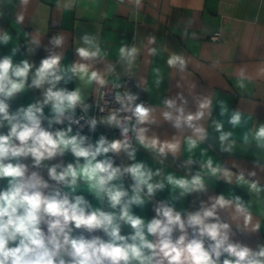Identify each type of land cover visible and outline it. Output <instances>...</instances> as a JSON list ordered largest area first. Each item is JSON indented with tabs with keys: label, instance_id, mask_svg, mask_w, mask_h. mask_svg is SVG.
I'll return each instance as SVG.
<instances>
[{
	"label": "clouds",
	"instance_id": "1",
	"mask_svg": "<svg viewBox=\"0 0 264 264\" xmlns=\"http://www.w3.org/2000/svg\"><path fill=\"white\" fill-rule=\"evenodd\" d=\"M32 2L15 0L16 25L24 24ZM79 2L56 0L55 7L72 10ZM5 3L14 0H0V5ZM115 3L137 14L145 8V0ZM42 10L48 13V7ZM42 35L40 29L23 33L28 56L41 46ZM12 41L10 32L0 28V45H13L11 54L0 57V264H264V243L253 248L234 239L238 233L251 235L261 228L253 212V205H264V184L257 171L236 164L233 171L211 156L194 159V150L201 145L213 147L210 121L221 153L251 150L254 167L264 171V123L257 122L253 112L230 111L214 92L197 94L188 70L191 58L175 51L166 65L179 76L175 87L181 91L157 104L138 102L139 94L128 90L121 77L135 78L137 88L149 91L147 79L138 75L137 62L142 52L151 58L160 55L155 35L146 36L142 48L121 41L112 62L110 46H102L99 33L85 32L74 41L77 59L67 65L63 63L67 36L62 32L51 37L39 65L28 58L14 62L21 45L18 39ZM154 72L158 90L165 76L159 67ZM255 78L264 79V66H257ZM74 80L79 81L74 90L61 86ZM251 83L253 75L238 67L235 87L245 91ZM88 89L103 115H89L93 105L86 102ZM28 90H39L40 97L12 110L11 102ZM109 94L118 107L108 106ZM216 106L223 119L214 118ZM165 122L176 134L161 139L153 126L158 129ZM250 122L252 127L243 132L239 144L234 131L224 130L225 123L237 129ZM98 125L118 129L119 138L101 134L93 141L82 134L85 127L95 133ZM184 145L189 155L181 164L187 170L183 176L165 174L163 167L153 169L137 160L142 147L163 166L169 155L176 160ZM207 151L201 148V156ZM67 154L72 162L64 161ZM121 156L129 163L117 164ZM212 180L246 188L251 198L245 201L231 192L211 195L199 200L197 210H177L176 202L206 194ZM166 188L169 198L156 200ZM82 192L93 196L96 205ZM150 202L155 213L151 219L134 212Z\"/></svg>",
	"mask_w": 264,
	"mask_h": 264
},
{
	"label": "crops",
	"instance_id": "2",
	"mask_svg": "<svg viewBox=\"0 0 264 264\" xmlns=\"http://www.w3.org/2000/svg\"><path fill=\"white\" fill-rule=\"evenodd\" d=\"M55 3L56 0H33L28 8L24 24L19 26L14 23L18 10L15 0L13 4L0 5L5 12V16L0 17V28L10 32L13 36V44L18 39L21 45V50L14 57V62L28 58L39 65L40 60L48 54L45 47H51L49 40L57 32H62L67 36L64 49L65 60L63 61L65 65L77 59L75 54L77 45L74 41L85 32L99 33L102 46H110L108 60L112 62L116 60V52L121 41L129 45L135 42L138 47L142 48L145 37L155 35L157 37L156 47L160 49V55L151 58L142 52L137 62L138 75L147 79L149 91L144 92L137 88L136 79L130 78V90L138 93L143 102L157 104L160 99L181 91L175 87L179 76L173 75V70L167 68L166 59L172 51L182 52L192 60L188 70L192 72L190 79L196 83L197 94L214 92L218 99L227 103L230 111L238 108L246 113L253 112L254 119L259 123H264V79L255 78L257 66H264V0H145V8L138 14L134 10L119 9L115 0H80L78 6L72 10H59L55 7ZM47 7L48 13L43 12L42 9ZM104 13H108L107 18ZM37 29L43 33L41 46L33 56H28L23 33H32ZM215 32L219 33L218 39L210 37ZM184 33L187 35H183ZM12 46L11 43L7 46L0 45V57L11 54ZM146 59H151L153 63H145ZM240 66L247 68L253 75V83L249 84L245 91L235 87V75ZM97 67L102 69L103 65L100 64ZM156 67H159L165 76L158 90L155 89L153 83ZM117 71L122 72L119 65H117ZM78 83V80H74L67 85L62 83L61 86L74 90ZM85 91L87 100L94 97L91 89ZM185 95L187 96V92ZM39 97V90H28L11 102L12 110L22 105L27 106ZM189 108L192 111L195 110L191 103ZM45 112L47 114L48 109H45ZM213 116L216 119H223L219 115L218 106L215 107ZM210 124L209 121L207 126L213 138L210 140L213 147L209 148L208 143L201 145L194 150V159L199 161L211 156L214 162L222 163L233 171H237L233 167L234 164L248 171L255 170L257 178L264 184V171L254 167L256 157L252 151L244 153L237 148L234 155L221 153L218 141L214 139L218 134L213 132ZM252 124L253 122H250L246 128L231 129L225 123L224 130L234 131L239 144L243 132L251 128ZM153 130L161 139L166 136L170 138L176 134V130L166 122L158 129L153 126ZM100 131L105 132L109 139L119 138V130L104 125H98L95 133L84 128L82 134L89 135L95 141L99 138ZM201 148L208 149L205 156H201ZM188 155L187 146L184 145L181 155L176 160L169 155L162 166L156 162L152 154L140 147L137 160L146 162L153 169L163 167L165 174L171 172L177 176H183L186 175L187 170L181 167V164ZM261 156L264 158V154ZM63 159L66 163L73 161L71 154H67ZM116 163H129V161L121 156L116 158ZM198 168V163L193 165V172ZM230 192L241 196L245 201L251 198L246 188L212 180L208 182L206 194H200L199 197L196 194L189 195L183 201L176 202V208L177 210L194 211L199 206V200H207L211 195L224 194L227 196ZM169 193L170 188H166L157 194L156 200L168 199ZM80 194H84L94 206L96 205L93 196L87 192ZM134 212L146 219H151L155 215L151 202L144 209L134 208ZM253 212L261 222L259 232L251 235L238 233L234 239L255 248L257 243H264V205H253Z\"/></svg>",
	"mask_w": 264,
	"mask_h": 264
},
{
	"label": "built area",
	"instance_id": "3",
	"mask_svg": "<svg viewBox=\"0 0 264 264\" xmlns=\"http://www.w3.org/2000/svg\"><path fill=\"white\" fill-rule=\"evenodd\" d=\"M210 37L212 39H218L219 38V33L215 32ZM121 79H122V82L126 84L127 89L130 90V78H128L126 76H123ZM122 90H124V89H122ZM106 99L109 100V105H108L109 107H118V105H115V104L111 103V101L113 100V97H112L111 94L106 96ZM140 101H143L142 98H140L138 102H140ZM86 102L91 104V105H93L92 109L89 112L90 116L103 115V113H98V110L95 108V97L86 100ZM80 114H81L80 110L77 109V116H79ZM85 128H87V127H85ZM99 134L100 135L103 134V135L106 136V133L103 132V131H100Z\"/></svg>",
	"mask_w": 264,
	"mask_h": 264
}]
</instances>
